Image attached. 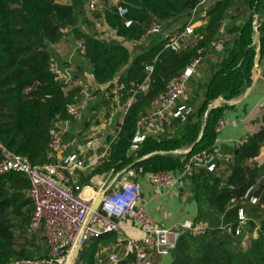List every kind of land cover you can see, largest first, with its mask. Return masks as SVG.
<instances>
[{"label": "trees", "instance_id": "1", "mask_svg": "<svg viewBox=\"0 0 264 264\" xmlns=\"http://www.w3.org/2000/svg\"><path fill=\"white\" fill-rule=\"evenodd\" d=\"M200 2L121 0L129 9L125 17L119 16L115 6L94 13L116 33L114 38H104L86 16L85 0H0V142L34 164L50 162L52 121L57 116L68 119L67 105L82 97L78 88L65 87L49 71L54 45L73 35L85 40L84 56L99 83L109 82L126 68L119 77L127 85L126 94L144 79L146 65H154L152 86L136 96L124 117L111 161L94 173L117 172L127 166L142 168L145 173L177 171L191 155L214 150L215 125L227 106H210L219 97L229 100L239 96L248 85L257 56L264 55V0H215L206 8V24L196 30L200 35L196 44L180 52L164 49V33L150 38L135 55L125 46L126 42L139 43L153 21L164 23L166 30L177 18L188 17ZM226 18L233 38L216 52L218 61L210 64L206 79L198 81L194 95L188 97L193 113L186 121L171 117L163 134L147 135L139 148L132 150L140 115L200 50L204 56L213 52L211 43ZM127 20H132L130 26H126ZM263 147L264 128L233 147L231 158L221 160L215 172L201 168L190 176V193L198 205L195 221H204L209 227L202 235L183 234L171 253L172 264H264V163L256 160ZM89 182L90 177L79 180L81 187ZM29 187V179L20 172L0 175V264H10L13 258L48 256L47 251L36 255L48 242L42 231L31 233L34 207ZM251 197L258 201L252 203ZM240 209L246 215V226L242 236H235ZM37 237L43 246L35 241ZM84 248L74 264H95V247ZM132 260L129 256L118 264H132Z\"/></svg>", "mask_w": 264, "mask_h": 264}, {"label": "built area", "instance_id": "2", "mask_svg": "<svg viewBox=\"0 0 264 264\" xmlns=\"http://www.w3.org/2000/svg\"><path fill=\"white\" fill-rule=\"evenodd\" d=\"M207 0L192 9L186 25L179 31L166 36L164 49L180 52L193 46L200 35L196 31L195 22L202 12L201 7ZM90 13H102L109 6H115L117 13L125 17L129 9L121 0H85ZM132 20L126 21L130 26ZM164 27L160 21H153L142 39L149 41L155 35L163 33ZM233 35L226 29V23L219 27L217 38L211 43L212 51H222ZM76 47L80 53L86 52L84 39H77ZM179 74L173 75L166 84L164 92L158 94L152 101L150 109L142 113L138 120L136 136L133 139L132 150L139 148L149 131H163L170 117L186 121L194 108L186 100V85L197 75L203 61V50ZM67 65V64H66ZM49 71L54 79L62 82L65 87L78 88L80 95L87 93L88 83L84 77L75 74L72 66L63 67L54 56L50 58ZM154 65L145 67V77L126 94L127 85L118 78L107 82L105 87L106 107L110 114L120 113L124 117L129 113L138 94L146 93L152 86ZM85 101L67 105L69 116L79 120L85 111ZM229 124L228 119L220 118L216 125V132H220ZM69 131V119L57 116L53 119L48 144L51 160L44 165H37L25 156L10 151L0 142L2 158L0 159V175L9 172H20L30 182L28 195L32 200L34 211L30 229L34 232L42 231L49 246L48 256L44 258H13L10 264H73L79 250L92 238L100 237L111 232H120L122 221L130 219L141 235L131 237L127 241V256H132V264H152V253L167 255L176 249L181 236L185 233L202 235L208 230L204 221L185 220L173 227H162L154 223L145 207L141 184L134 179L143 169L130 170L118 178L114 187L98 192L102 200L97 209L93 208L95 197L85 198L75 192L71 185L73 177L78 171L94 170L111 161L113 147L117 140L120 127L99 144L96 134L88 137L84 145L79 146L76 137L65 140ZM239 143V145L246 142ZM188 152V151H186ZM184 166L177 170H160L149 173L150 182L158 189L185 187L190 176L198 173L201 168L215 172L221 161L217 149L197 152L185 159ZM250 188L246 197L249 195ZM252 203L258 200L251 197ZM240 223L234 235L242 236L246 226V215L243 209L239 211ZM228 232V227L222 226ZM257 236V231H254ZM247 239L248 236H244ZM113 264H118L119 257L112 254Z\"/></svg>", "mask_w": 264, "mask_h": 264}, {"label": "crops", "instance_id": "3", "mask_svg": "<svg viewBox=\"0 0 264 264\" xmlns=\"http://www.w3.org/2000/svg\"><path fill=\"white\" fill-rule=\"evenodd\" d=\"M214 1L215 0H207L202 5V12L195 22L196 30L200 26L206 24L208 19L206 8ZM59 2L70 3L71 0H66L65 2L59 0ZM85 11L86 16L94 21L95 31L99 32L102 37H116L115 31L107 25L102 16L95 18L94 13L88 11L86 2ZM256 17H259V15L257 14ZM176 22L177 20H175L172 26L164 30L163 33L165 36L175 33L181 26L176 24ZM223 22L226 23L227 29L229 19L226 18ZM162 24L165 28V24ZM67 31L68 30H66L65 33H67ZM77 39L73 35L68 37L65 36L64 40L56 43L53 47V56L61 62L63 67L72 66L75 74L84 77L88 83L87 93L82 97L76 98L74 101L75 103L85 101V111L79 120H75L71 117L68 118L69 131L66 135V140L76 137L79 146H82L88 137L96 134L100 139L99 144L102 145L103 141H105L113 131L120 127L123 122V117L120 113H109L105 99V87L107 83H99L96 80L88 66L84 54L80 53L76 47L75 41ZM256 40L257 42L259 41L258 33L256 34ZM147 43L148 41L141 39L137 44L126 42L125 46L135 55L140 51L141 47ZM258 51L259 46L257 47V52ZM216 52L217 51H213L204 56L197 75L193 76L187 83L186 89L191 90L193 95L197 90L196 83L206 79L210 64L218 61L219 56ZM124 70H126V68L121 69L114 78L120 77ZM186 99H188V97ZM211 105L212 107L227 106L220 118L228 119L229 124L218 133L215 149H217L221 155L222 161L229 160L232 156L231 151L233 147L238 146L239 143L246 140L249 135L264 128V55L262 57L257 56L249 77L248 85L239 96L229 100L219 97ZM165 130L149 131L147 134L157 136L163 134ZM256 160L260 165L264 163V147L261 149V153ZM224 168L226 167L224 166ZM130 170L135 169L127 166L117 172L113 169L102 173H94L95 169L78 171L75 177H73L71 185L74 187L76 193L93 201L92 198H96L99 195L98 192L102 187L107 190L111 189L114 187L116 180ZM81 177H90V182L81 187L79 184ZM134 179L141 184L142 196L145 200L147 213L154 220L155 224L169 228L185 220L196 219L198 205L190 193V179L187 181L185 187L165 188L161 190L156 189L150 182L149 173H137ZM122 226L120 232H111L100 237H94L84 245V247H86L84 250H91L92 247H95V264H113L111 260L112 254L118 255V263L123 262L129 257L126 254L127 241L131 237L140 236L141 232L136 227H133L130 219L123 220ZM84 254L86 256L85 252ZM172 262L173 257L171 253L167 255L155 252L152 253V264H172Z\"/></svg>", "mask_w": 264, "mask_h": 264}, {"label": "rangeland", "instance_id": "4", "mask_svg": "<svg viewBox=\"0 0 264 264\" xmlns=\"http://www.w3.org/2000/svg\"><path fill=\"white\" fill-rule=\"evenodd\" d=\"M64 2L66 1V0H63ZM213 1V0H212ZM177 20V22H176V24H179V25H183L184 23L186 24V22H187V17H183L182 19L181 18H177L176 19ZM195 87V86H194ZM193 88V87H192ZM190 95H193V93H192V91L191 90H187L186 89V95L183 97V100H187L186 98L187 97H189ZM188 101V100H187ZM196 107H197V104L195 105ZM171 118V117H170ZM170 118H169V120H170ZM168 120V121H169ZM31 233H32V231H31ZM30 232H29V234H31ZM33 234V233H32ZM245 240H247V239H245ZM37 243H40L41 244V246H43V243H42V240H40V238L39 237H37V240H35ZM237 241V240H236ZM244 243L246 244L247 242L246 241H244ZM47 251V254L49 253V247H48V244L47 245H44V247L42 248V250L41 251H38V254H36L37 256L38 255H41V254H44L45 252Z\"/></svg>", "mask_w": 264, "mask_h": 264}, {"label": "water", "instance_id": "5", "mask_svg": "<svg viewBox=\"0 0 264 264\" xmlns=\"http://www.w3.org/2000/svg\"><path fill=\"white\" fill-rule=\"evenodd\" d=\"M210 108H212V105L210 106ZM205 126H206V123H205V125H204V127H203V130H204ZM201 136H202V134L200 135L199 138H201ZM101 200H102L101 195H98V196L95 198V201H94V204H93V208H94V209H97V208L99 207V205H100V203H101ZM74 263H75V261L73 262V264H74Z\"/></svg>", "mask_w": 264, "mask_h": 264}]
</instances>
